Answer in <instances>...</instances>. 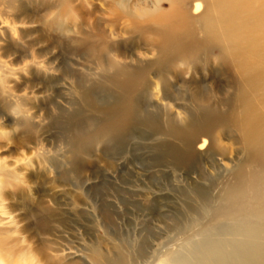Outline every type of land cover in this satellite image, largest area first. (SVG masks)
Segmentation results:
<instances>
[{"label": "rangeland", "instance_id": "obj_1", "mask_svg": "<svg viewBox=\"0 0 264 264\" xmlns=\"http://www.w3.org/2000/svg\"><path fill=\"white\" fill-rule=\"evenodd\" d=\"M148 2L104 0L103 11L94 4L88 12L77 0H0V16L20 22L17 41L3 30L0 54L37 67L10 81L17 92L28 86L27 96L7 84L0 95V127L15 125L17 147L36 151L33 161L3 172L0 187L17 189L4 196L23 227L14 218L1 228V252L159 264L229 205L231 189L246 187L251 152L231 122L215 126L209 148L193 150L209 118L235 109L237 75L212 44L189 61L149 60V27L119 7Z\"/></svg>", "mask_w": 264, "mask_h": 264}, {"label": "bare ground", "instance_id": "obj_2", "mask_svg": "<svg viewBox=\"0 0 264 264\" xmlns=\"http://www.w3.org/2000/svg\"><path fill=\"white\" fill-rule=\"evenodd\" d=\"M161 1L164 9L159 7ZM148 3H119V7L149 27L148 37L153 42L152 48L145 50L152 55L149 60L170 64L189 61L212 44L220 47V61L229 65L239 80L235 109L231 115L209 118L206 128L194 139L193 150H205L213 140L215 126L231 122L238 140L251 152L247 164L250 171L246 180L243 178L246 187H232L229 205L187 239L181 250L170 252L159 264L170 260L178 264H264V0ZM1 249L0 264H75L74 257L78 256L64 250L49 255L41 249ZM91 262L105 264L98 255Z\"/></svg>", "mask_w": 264, "mask_h": 264}, {"label": "clouds", "instance_id": "obj_3", "mask_svg": "<svg viewBox=\"0 0 264 264\" xmlns=\"http://www.w3.org/2000/svg\"><path fill=\"white\" fill-rule=\"evenodd\" d=\"M78 3H83L85 7V11L91 12L93 5L96 4L99 6L100 10H104V0H77ZM96 12L95 15H99L100 12ZM44 14V13H43ZM42 14V15H43ZM50 18V17H49ZM88 21L91 23L93 22V17H86ZM79 21V13H77V22ZM19 26L20 22H16L14 19L9 20L7 17L0 16V37H4V29L6 28L8 32L11 35V38L14 41H17L19 38ZM34 26V25H32ZM75 31V29H74ZM66 35H71V33H67ZM127 37H117L113 36L112 39L114 41H117L119 39H126ZM3 45V40H0V46ZM139 50L136 52V55L139 54ZM154 54V53H153ZM14 59L13 55H9L5 57L3 54H0V95L3 94V88L5 84L8 85L13 90V94L17 96H27L28 95V86H25L24 89L20 92L15 91L14 84L11 83L10 81H15L19 83L20 81V76L18 74L22 73L23 75L27 76L28 71H23L21 72L20 69H29V66H35L33 65L32 60H24L19 64H13L10 63ZM36 67V66H35ZM37 68V67H36ZM38 70H41L44 73H47L45 71V65L41 63L38 66ZM9 71L13 73H17L15 75L7 76L6 73ZM191 74L185 77L187 79ZM34 95H36V92L34 90L33 92ZM37 97V95H36ZM39 97L36 98V100ZM15 106V104H14ZM32 112H34V109L28 113L29 116L32 115ZM8 114L11 115L14 119H17L18 117L15 114L14 109L9 110ZM41 115L43 112L40 113ZM0 124H4L3 118H0ZM13 130L18 133L20 130L18 128H15V125L9 129L7 127H0V184L3 182V172L4 170L8 171H13L18 168H20L22 165L29 163L34 160L36 157V151L31 149V146H21L17 147L16 143L12 139V132ZM12 147L16 148V152L14 154H8L4 155V153L8 152V150ZM36 167L34 164L32 168L29 170H33ZM28 170V171H29ZM27 171V172H28ZM22 173L23 177L26 179V173ZM17 189L13 188H8V189H3L0 188V227H3L4 224H11L15 218V223L22 228L23 223L18 219L19 217V212H14L10 210L9 208V203L10 201L5 198L4 193L5 191H16Z\"/></svg>", "mask_w": 264, "mask_h": 264}]
</instances>
